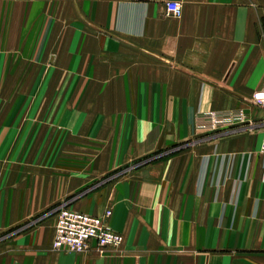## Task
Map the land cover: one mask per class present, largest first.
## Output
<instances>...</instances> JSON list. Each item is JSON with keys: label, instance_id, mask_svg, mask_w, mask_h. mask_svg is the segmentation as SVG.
I'll list each match as a JSON object with an SVG mask.
<instances>
[{"label": "crops", "instance_id": "1", "mask_svg": "<svg viewBox=\"0 0 264 264\" xmlns=\"http://www.w3.org/2000/svg\"><path fill=\"white\" fill-rule=\"evenodd\" d=\"M166 1L0 0V264H264V0ZM59 202L122 244L53 249Z\"/></svg>", "mask_w": 264, "mask_h": 264}, {"label": "built area", "instance_id": "2", "mask_svg": "<svg viewBox=\"0 0 264 264\" xmlns=\"http://www.w3.org/2000/svg\"><path fill=\"white\" fill-rule=\"evenodd\" d=\"M167 15L178 17L182 13V5L178 0L165 2ZM254 103L264 109V79L260 91L254 96ZM242 109L206 112L197 119L199 131H220L227 127L244 123L247 119ZM259 151L264 156V131L261 135ZM54 236L51 246L55 250L68 252H83L89 249V242H95L94 248L102 250L107 247H118L123 242L120 232L112 230L106 220L111 215L107 209L102 214H90L58 205L56 208Z\"/></svg>", "mask_w": 264, "mask_h": 264}, {"label": "rangeland", "instance_id": "3", "mask_svg": "<svg viewBox=\"0 0 264 264\" xmlns=\"http://www.w3.org/2000/svg\"><path fill=\"white\" fill-rule=\"evenodd\" d=\"M196 132H198L199 134H203V133H201V131H196ZM84 158H85V164H89L90 165V163H91V156H85ZM147 158H149V157H141V158H139L136 161L134 160L131 163H126L124 165H121L119 167H116V168H113V169H110V170L104 169V170H98V171H93V172L87 171V175L89 177V186L96 185L97 188H99V187H105L107 185V183L113 181L114 179L121 178V177H125V175H127L128 173L134 172L137 169H139V167H141L143 165L142 163H146V159ZM86 168L87 167H85L84 169H86ZM116 175H118V176H116ZM114 176H116V177H114ZM107 179H108V181H107ZM58 205H60V202L58 204H56L55 206H52L51 209L53 207L58 206ZM64 205L65 206H68L71 209L76 210L75 206L72 203H70V204H64ZM48 210H50V209H48ZM54 213L56 214V210L54 211ZM0 232H1V229H0Z\"/></svg>", "mask_w": 264, "mask_h": 264}]
</instances>
